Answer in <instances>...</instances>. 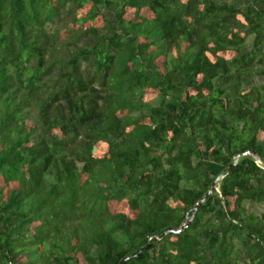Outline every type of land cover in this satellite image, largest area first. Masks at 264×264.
I'll return each mask as SVG.
<instances>
[{"label": "trees", "instance_id": "16d2710c", "mask_svg": "<svg viewBox=\"0 0 264 264\" xmlns=\"http://www.w3.org/2000/svg\"><path fill=\"white\" fill-rule=\"evenodd\" d=\"M254 76L264 0H0V264H264Z\"/></svg>", "mask_w": 264, "mask_h": 264}, {"label": "water", "instance_id": "95a60500", "mask_svg": "<svg viewBox=\"0 0 264 264\" xmlns=\"http://www.w3.org/2000/svg\"><path fill=\"white\" fill-rule=\"evenodd\" d=\"M245 156H252L257 162H260L259 157L257 156L256 152L253 149H248L246 151H242L240 153H238L235 158L234 161L230 164L228 170L223 173L222 175H220L217 180L210 186L209 190L205 193V195L203 196V199H200L195 206L193 207V212H196L197 209L202 205V203L204 202V200H206L214 191L219 192V189L217 187V183L220 179H222L223 177H225L227 174H229L233 168L235 167L237 160L240 157H245ZM191 221V218H189L188 222L184 225H182L181 227H179L177 230H173V229H169L167 231H165L162 235H166L167 233L173 232H180L182 229L187 227V224ZM129 257H124L123 259H121V261L118 264H123Z\"/></svg>", "mask_w": 264, "mask_h": 264}, {"label": "rangeland", "instance_id": "374dc122", "mask_svg": "<svg viewBox=\"0 0 264 264\" xmlns=\"http://www.w3.org/2000/svg\"><path fill=\"white\" fill-rule=\"evenodd\" d=\"M228 1H232V0H228ZM248 42H250V39L248 40ZM263 81H264V78L254 76L252 78L251 84H259V83H262ZM246 207L248 208L249 211H253V212L257 211V212L264 213V205L262 204L247 203Z\"/></svg>", "mask_w": 264, "mask_h": 264}, {"label": "built area", "instance_id": "2783aa9c", "mask_svg": "<svg viewBox=\"0 0 264 264\" xmlns=\"http://www.w3.org/2000/svg\"><path fill=\"white\" fill-rule=\"evenodd\" d=\"M188 220H189V218H188Z\"/></svg>", "mask_w": 264, "mask_h": 264}]
</instances>
